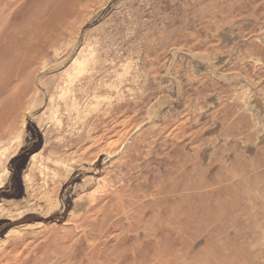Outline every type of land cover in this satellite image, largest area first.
I'll return each mask as SVG.
<instances>
[{
  "label": "rangeland",
  "instance_id": "374dc122",
  "mask_svg": "<svg viewBox=\"0 0 264 264\" xmlns=\"http://www.w3.org/2000/svg\"><path fill=\"white\" fill-rule=\"evenodd\" d=\"M2 174L0 264H264V0H0Z\"/></svg>",
  "mask_w": 264,
  "mask_h": 264
},
{
  "label": "bare ground",
  "instance_id": "6f19581e",
  "mask_svg": "<svg viewBox=\"0 0 264 264\" xmlns=\"http://www.w3.org/2000/svg\"><path fill=\"white\" fill-rule=\"evenodd\" d=\"M4 176H5V174H2V175H0V186L2 185V183H3V181H4ZM113 195V194H112ZM158 193H157V196H156V198L158 197ZM153 196H155L154 194H153ZM116 197V196H115ZM114 197V198H115ZM122 197V196H121ZM134 197V196H133ZM107 198V197H106ZM118 198H120L119 196H118ZM130 198H132V197H130ZM148 198V196L146 195V193H143V195L141 196V205H140V210H143V213L145 214V212H146V210H147V207H148V205H149V198ZM116 199H117V197H116ZM121 199V198H120ZM134 198H132V199H130V200H128V201H126V203H124V202H122V203H124V208H123V210H120L119 212H116L117 214L114 216V217H116V220L113 222H111V221H109L110 222V224H108V225H104L106 228H104V230H103V232H97L98 234H97V236H103V235H105V233H108L109 234V230H111V228L116 224V222H122L121 220L122 219H124V220H126V218H129V215H130V213H132V212H135V211H130L129 212V208H131L134 204H136V202L133 200ZM158 199V198H157ZM95 200V199H94ZM119 200V199H118ZM96 201V200H95ZM122 201V200H121ZM120 202V201H119ZM139 203H138V205H139ZM95 205H96V203H94ZM102 206H104V205H102ZM137 206V205H136ZM137 209V208H136ZM104 211H106V209L104 210ZM108 211V210H107ZM102 213H103V215L105 214L103 211H102ZM142 212H141V215L143 214ZM135 214V213H134ZM133 215V214H132ZM97 217V216H96ZM101 217H102V215H101ZM104 218V217H103ZM114 219V218H113ZM112 219V220H113ZM95 220H97V218H94V221ZM101 220V219H100ZM102 220H104V219H102ZM111 220V219H110ZM101 222H104V221H101ZM100 222V223H101ZM107 223V222H106ZM103 225V224H102ZM118 225V224H117ZM91 230V229H90ZM91 233V232H90ZM93 233V232H92ZM107 234V235H108ZM93 236H96V235H93V234H89L88 235V237H93Z\"/></svg>",
  "mask_w": 264,
  "mask_h": 264
}]
</instances>
